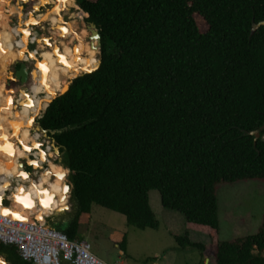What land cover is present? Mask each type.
Returning <instances> with one entry per match:
<instances>
[{
	"label": "trees",
	"instance_id": "obj_1",
	"mask_svg": "<svg viewBox=\"0 0 264 264\" xmlns=\"http://www.w3.org/2000/svg\"><path fill=\"white\" fill-rule=\"evenodd\" d=\"M77 3L100 31V64L38 119L57 130L49 135L64 151L72 191L69 210L35 221L80 239L98 204L157 229L156 189L164 208L184 216L180 248L214 264H264V214L257 233L222 240L217 193L221 184L264 181V0ZM16 196L23 215L36 210L19 188ZM191 230L210 243L192 241ZM119 246L126 253L125 239ZM0 252L9 264H32L16 244L0 242Z\"/></svg>",
	"mask_w": 264,
	"mask_h": 264
},
{
	"label": "flooded vegetation",
	"instance_id": "obj_2",
	"mask_svg": "<svg viewBox=\"0 0 264 264\" xmlns=\"http://www.w3.org/2000/svg\"><path fill=\"white\" fill-rule=\"evenodd\" d=\"M10 1H12L10 5H14L16 2H18V4L15 7H12L11 10H8L5 7L6 0H0L1 5L4 7V11L0 10V55L7 54L4 52L3 47L5 41H9L13 46L16 44V46L13 47L14 50L21 45H25L26 48L24 51L26 59L21 60L26 61L28 59H35L39 75L36 78V84L31 86L29 91L26 88H22L18 94L12 96L11 92L6 90V76H8V70L7 72L3 71L2 79L5 83L3 82V84L0 85V89L4 87L5 97L0 94V117H5L6 121L0 119V162L3 161L5 166L2 164L3 167H0V179L2 181L3 189L14 181L16 188L21 186L19 189L23 195H26L25 191H28V195H26L27 197L24 199L28 203H31V198H33V196L39 194V197L43 199L42 203L44 204V208L41 210L44 211L45 214H49L52 213L49 211V208H51V199L54 195L53 192L50 193V190H47L50 184L45 182L53 180L54 168L57 167L59 163L47 159L46 151H43L42 149L37 150L36 159H30L28 151L32 148H39L38 143L33 138L35 135L31 132V121L33 120L32 118L43 114L47 108L48 105L44 107L43 104V96L47 90L49 92L56 90L55 96H57L59 93L58 90H61L62 86H68V84H62L59 81L55 70L49 69V64L60 63V66L68 77L69 83L70 79L74 77L73 68H76L75 71L79 70L82 72L90 69L93 66L92 53L95 52V56H97L99 50L96 46V39H93L92 41L87 40L90 36V32L83 23V15L77 10L79 7L77 0ZM58 3L61 4V8L56 16L57 18L50 19V17H48L47 19H38L39 15H45L47 12L50 13ZM16 8L19 9L18 16L22 20L20 21L17 18L18 27L13 28L9 24V21L10 16H16V11H14ZM8 12H10V14ZM30 25L31 31L29 30ZM35 28L37 30L36 33L34 32ZM16 32L17 34L14 35ZM29 34L30 36L34 35L32 39V36L30 37V40H33V42H36L38 39V47L34 50L29 49ZM54 35L57 38L56 43H53L55 39ZM91 42L93 43V46H91ZM39 50L44 52V54H42L43 59L37 57V54L40 53ZM82 59H85L86 65H83ZM22 61H18L17 63L14 61L8 64V66H10L15 63L11 70V77H8L7 79V84L12 86V88L14 87L15 90H18L19 86L27 85L33 77V72L27 62L29 69L27 82L23 83L21 77H18L17 73ZM45 87H49V89L45 90ZM14 102L21 106L18 111L15 110L17 105H15ZM7 104H9V106ZM24 118L27 119V123ZM25 129H28V136H24L23 132ZM12 134L15 139L10 142L9 137H11ZM14 142L18 144L25 155H20L18 152H16V156L14 155L12 147ZM48 152H50V156H53L54 151ZM23 158L31 160V163L29 162V164H33L35 168H43L44 163L47 161L48 167L40 173L38 181L29 178V174L22 168L23 164L21 161ZM28 167H30L29 169L32 168L31 166ZM28 178L29 182L32 180L31 183H29L28 186L22 184ZM44 185H46L47 188L43 189ZM60 189L59 191H61ZM60 194L62 197L63 194H65L64 190L63 192H60ZM42 195L44 196L41 197ZM61 197L60 199H62ZM64 200L65 198L63 196L62 201L64 202Z\"/></svg>",
	"mask_w": 264,
	"mask_h": 264
},
{
	"label": "rangeland",
	"instance_id": "obj_3",
	"mask_svg": "<svg viewBox=\"0 0 264 264\" xmlns=\"http://www.w3.org/2000/svg\"><path fill=\"white\" fill-rule=\"evenodd\" d=\"M11 2L12 1L10 0H6L5 3L6 9L11 10L12 7H15L18 4V2H16L14 5H10ZM77 10L83 15V19H84V13L81 11V9L80 10L77 9ZM8 13L10 14V12ZM196 18L198 23L200 24L201 29L204 31L207 30V25L205 24L203 19L199 16H196ZM17 23H18L17 17L10 16L9 24L11 25V27L13 28L18 27ZM29 27H30L29 30L31 31V25ZM34 32L35 33L37 32L36 28L34 29ZM31 36L29 34V41H30L29 49L34 50L38 47V39L36 42H33V40H30V37L32 39L34 35ZM54 38L55 39L53 43H56L57 38L55 37V35ZM42 54H44V52L40 51V53L37 54V57L39 59H43ZM25 62H27L31 67V71L33 72V77L27 85L19 86L18 90H15L14 87L12 88V86L7 84L8 83L7 79L8 77H11V70L16 62L7 67L8 76H6V87H7V91L8 92L10 91L12 96L18 94L22 88H26L29 91V88L35 85L37 82L36 78L38 77L39 74H38V68L36 66V60L28 59ZM92 67L84 72H89V71L91 72L93 70ZM84 72L79 70L75 71L74 74L76 75L74 77ZM69 84L70 81L68 83V86ZM68 86H64V87L62 86L61 88L62 89L64 88V90L66 91ZM44 89H49V87H45ZM62 89L61 90L57 89L59 91L57 95L64 92L62 91ZM14 104L17 105L15 110L18 111L19 108L21 107L20 104L18 105L16 102H14ZM7 105L9 106V104ZM32 119L33 120L31 121V126H30L31 132H33V135H35V137L33 138L38 143V147L43 151L52 148L50 145L47 144V141L44 140L45 139L44 137L49 136V133H43V131L39 129V121H38L39 117H35ZM25 122L27 123V119H25ZM13 139L15 138L9 137V141L10 140L12 141ZM37 139H39V141ZM63 157H64V151H61L60 148L58 149V145L57 143H55L54 152H53V156L51 157V160L61 164ZM29 162L31 163V160H29ZM47 164L48 163L44 165L47 166ZM67 173H68V169H67ZM67 173H65L63 176L61 182V189H60L61 190L60 192H63V190L65 192V194H63L64 198L67 195V192L65 191V187H64ZM33 176L34 179H36V175L33 174ZM258 189L264 190V181H242L236 183L221 184L219 186L217 191L218 200H219L218 213L221 220L222 231L220 233V238L222 240H226L231 237L226 226L228 219V213H227V209L229 207L228 204L231 202V200H234L243 195H247L248 192ZM3 190L4 189L2 187V181L0 179V192L4 193ZM149 195L152 200V209L159 222V227L157 229H151V228L140 229L135 226L128 225L126 222V218L123 214L119 212H115L101 205L93 204L92 217L89 222V225L87 227L86 226L84 227L86 231L84 230L82 233H80L79 238L80 239L84 238L88 240L91 243L92 252L96 254L98 257L110 262L121 261L123 264H202L200 252L196 248H192L189 246L180 248L177 244L175 236L183 233L184 224H185L184 216L179 212L170 210L168 208H164L161 204L160 193L158 190L152 189ZM63 196L61 197L62 200H63ZM155 196L157 197L156 200H155ZM0 198H2L1 195ZM6 204L9 205L10 202L6 200L4 205ZM43 212L44 211H42V213ZM62 212L57 214L58 218L61 216ZM35 215H37L38 217L41 215V213L37 212V214ZM44 216H49V214H46ZM39 222L43 223L44 221L39 220ZM193 232L194 233L192 236L199 241L201 238V236L199 235H205L202 232H198L194 230ZM124 239H125L126 253L124 252L121 253L119 244L123 242ZM0 264H9V260L2 252H0ZM61 264H69V263L67 261L61 260ZM110 264H113V262Z\"/></svg>",
	"mask_w": 264,
	"mask_h": 264
},
{
	"label": "built area",
	"instance_id": "obj_4",
	"mask_svg": "<svg viewBox=\"0 0 264 264\" xmlns=\"http://www.w3.org/2000/svg\"><path fill=\"white\" fill-rule=\"evenodd\" d=\"M36 152L33 149L29 156L36 159ZM14 184L4 189L5 201L10 202L12 191L16 190ZM21 211L19 208V212L10 216L0 212V242L16 244L23 259L32 264H61V260L69 264H110L92 252L88 240L69 239L64 232L36 222L33 217L37 211H30L31 215H23ZM113 264L122 262L116 261Z\"/></svg>",
	"mask_w": 264,
	"mask_h": 264
},
{
	"label": "crops",
	"instance_id": "obj_5",
	"mask_svg": "<svg viewBox=\"0 0 264 264\" xmlns=\"http://www.w3.org/2000/svg\"><path fill=\"white\" fill-rule=\"evenodd\" d=\"M17 9L18 8H16L14 11H16ZM0 10L4 11V7L2 5H0ZM18 19L20 21L22 20L20 17ZM7 56H9V53H7L5 55L4 54L0 55V85L3 84V82H4L2 79L3 71L7 72L8 64L12 63V62H9V63L7 62V58H8ZM44 138H45L44 140L47 141V144L52 147L48 150H45L46 154H47L46 155L47 159H51L52 156L49 155L50 152H48V151H54L55 142H54L53 138L50 137V135L45 136ZM37 140L39 141V139H37ZM33 149L41 150L40 148H32L31 150L28 151V154H30V152ZM30 158H32V157H30ZM28 161L29 160H27V158L22 159V161H21L23 163L22 168L28 172L29 178H31L35 181H38L37 177L40 176L41 171H37V169H33V168L29 169L30 167H28V165H27ZM46 163H47V161L44 164H46ZM2 164H3V161L0 162V167H3ZM47 167H48V164H47ZM33 174L36 175V179H34ZM29 178L26 179L22 184H25L26 186H28L29 183H31V181H32L31 180L29 182ZM13 183H15V182L13 181ZM260 189L248 192L247 195H243V196L238 197L234 200H231V202L228 204V206H229L227 209L228 219H227V225L226 226H227V230L229 231V233L231 235V237L229 239L234 238V237H238V236H245V235H251V234L257 233L259 226L261 224V221H262V216L264 214V190H260ZM16 190H17V188H16ZM43 196L44 195H42L41 197H43ZM40 199L41 198L39 197V200ZM156 199H157V197L155 196V200ZM35 200H36V204H37L38 203L37 198H35ZM42 200L43 199H41V201ZM0 201H1L0 208L3 205V206H7L6 208H8L9 213H10V209L13 211V213L17 212L16 211L18 209L17 207H13V206L7 205V204L4 205L5 204L4 196L2 198H0ZM160 201H161V199H160ZM150 203L152 206L151 197H150ZM39 209L40 208H38V210ZM218 209H219V200H218ZM38 212H40V210ZM36 214H37V212H36ZM42 215H46V214L44 213ZM218 215H219V213H218ZM36 216L37 215H34V217H33L34 220H35ZM219 219H220V217H219ZM220 222H221V220H220ZM221 231H222V228H221ZM193 233H194L193 230H191L190 234H189L191 240L192 241H199L195 237L192 236ZM195 234H198V233H195ZM199 236H201L200 242L204 243L205 245H208L210 243V239L207 235H199ZM226 240H228V239H226ZM121 253H123V251H121ZM103 260L106 261L107 263H112V262L114 263V261L110 262V261H107L105 259H103ZM202 264H214V262L212 261V259L210 257H207V258H204L202 260Z\"/></svg>",
	"mask_w": 264,
	"mask_h": 264
},
{
	"label": "bare ground",
	"instance_id": "obj_6",
	"mask_svg": "<svg viewBox=\"0 0 264 264\" xmlns=\"http://www.w3.org/2000/svg\"><path fill=\"white\" fill-rule=\"evenodd\" d=\"M0 5H1V3H0ZM60 8H61V4L58 3L50 11V13L47 12V14H45V15H39L38 16V19L39 20H41V19H47L48 17H50V19L57 18L56 16L59 13ZM15 15H16L17 18H19L18 17V15H19V9L16 10ZM16 34H17V32L14 33V35H16ZM10 38H11V36H10ZM15 46H16V44H14V46H13L12 43H10L9 41H5L4 44H3L4 52L9 53V56H7L8 57L7 58V62L8 63L9 62L18 61V60H21V59H26V54H25V51H24L25 48H26V46L25 45H21L16 50H14L13 47H15ZM92 57H93V67L92 68H93V70H95L98 67V65L100 64V59H98V57L95 56V52L92 53ZM82 62H83V65H86L85 59H82ZM49 69L50 70H55L56 75H57L59 81L62 84H68V77H67L66 73L63 71L62 67L60 66V63H57V64L56 63L55 64L50 63L49 64ZM75 70H76V68L74 67L73 68V75L74 76L76 75V74H74L75 73ZM22 91H21V93H22ZM62 91H65L64 88L62 89ZM0 94H1V96L5 97V89L4 88H1L0 89ZM54 97H55V91L49 92L47 90L45 92L44 96H43V104H44V107L47 106L52 101V99ZM0 119L2 121H6V118L3 117V116H1ZM23 133H24V136H28V134H29L28 133V129L24 130ZM11 137H13V134L11 135ZM12 147H13V153H14L15 156L17 155L16 152H18L20 155H25V153L20 149V147L18 146V144L16 142H14V144L12 145ZM3 165H4V163H3ZM65 173H67V168L65 169V167H63V165L59 163L58 166L55 167L54 168V171H53L54 179L51 180V181L45 182V183H48V184H50L52 186L51 187L49 185V188L47 190L48 191L50 190V193L53 192V195H54V197L51 199V208H49V211L50 212H53V210H55V209L64 208L65 207L64 202L62 201V199H60L61 194L59 193L60 192L59 189L61 187V182H62V179H63V176H64ZM46 179H47V177H46ZM0 193H1L0 194L1 197H3V195H4L3 192H0ZM67 194H68V192H67ZM18 209H19V207H18ZM0 212H2L1 208H0ZM14 213L10 209V214H5V213H3V214L10 216V215H12ZM49 214H51V213H49Z\"/></svg>",
	"mask_w": 264,
	"mask_h": 264
},
{
	"label": "water",
	"instance_id": "obj_7",
	"mask_svg": "<svg viewBox=\"0 0 264 264\" xmlns=\"http://www.w3.org/2000/svg\"><path fill=\"white\" fill-rule=\"evenodd\" d=\"M79 6V5H78ZM78 9L80 10V7H78ZM83 13H84V19H83V23H84V25L86 26V28L88 29V31L90 32V36L87 38V40L88 41H92L93 39H96L97 40V48H98V50H99V54L101 53V34H100V31H99V29H98V27H97V25L94 23V22H92V21H88V20H86V18L89 16V14L88 13H86V12H84L83 10H81ZM258 24H264V21H261V22H259ZM255 27H256V25H255ZM91 46H93V43L91 42ZM98 57H99V55H98ZM18 61H22V60H18ZM18 61H16V63L18 62ZM98 68V67H97ZM28 66H27V63L25 62V61H22V64H21V66H20V68H19V70H18V73H17V75H18V77H21V80H22V82L23 83H26L27 82V79H28ZM93 71V70H92ZM90 72V71H89ZM85 73V72H84ZM83 74V73H82ZM77 77V76H76ZM73 78H75V77H73ZM73 78L70 80V82L73 80ZM69 87V86H68ZM68 89V88H67ZM66 89V90H67ZM65 92V91H64ZM63 93V92H62ZM62 93H60V94H62ZM58 96V95H57ZM57 96H55V97H57ZM54 97V98H55ZM53 98V99H54ZM52 99V100H53ZM39 129L41 130V131H43L44 133H55L57 130H49V129H46V128H43L41 125H40V123H39ZM255 135L257 136V137H259V135H260V132H258V131H256L255 132ZM54 140V142L56 143V141H55V139H53ZM60 148V146H58V149ZM31 160H34V159H31ZM22 163V162H21ZM23 164V163H22ZM28 166H31L33 169H37V171H44L45 169H47V166H44L43 168H35L34 167V165L33 164H29V161H28V164H27ZM68 169V168H67ZM26 173H28L27 171H26ZM68 175H69V169H68V173H67V176H66V181H65V183H64V187L66 188V191L68 192V201H67V205L64 207V208H58V209H55V210H53V212L51 213V214H49V216H51V218H56L57 217V214L58 213H60V212H62V211H65V210H69L70 208H71V203H70V196H71V191H72V184H71V182H70V180H69V178H68ZM39 179V176L37 177V180ZM54 179V178H53ZM25 185V184H24ZM21 187V186H20ZM19 187V188H20ZM44 188H47V186L46 185H44V187H43V189ZM25 194L26 195H28V191H25ZM16 198H17V196H16V190L14 191H12V194H11V200H10V204L9 205H11V206H13V207H16V206H18L19 208H21L22 207V203H20V201H16ZM35 198H37V204H36V200H35ZM15 201H16V203H15ZM31 204L33 205V204H35V206L37 207L36 208V210H33V208H26L25 210L26 211H33V212H38L39 210H38V208H40V209H43L44 208V204L42 203V201H41V199L39 200V194H36V196H33V198H31ZM38 205V206H37ZM17 207V208H18ZM42 214H44V213H42Z\"/></svg>",
	"mask_w": 264,
	"mask_h": 264
}]
</instances>
